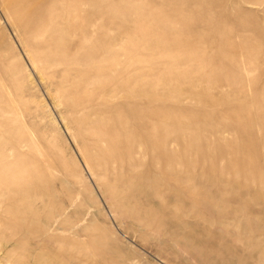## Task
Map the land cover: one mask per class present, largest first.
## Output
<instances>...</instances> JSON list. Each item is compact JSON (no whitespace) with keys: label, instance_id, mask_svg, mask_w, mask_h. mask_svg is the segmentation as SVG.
I'll use <instances>...</instances> for the list:
<instances>
[{"label":"rangeland","instance_id":"374dc122","mask_svg":"<svg viewBox=\"0 0 264 264\" xmlns=\"http://www.w3.org/2000/svg\"><path fill=\"white\" fill-rule=\"evenodd\" d=\"M15 1L0 0V183L53 215L24 223L19 250L3 219L0 264L29 248L66 264H264V0ZM129 205L154 226L132 230L116 215Z\"/></svg>","mask_w":264,"mask_h":264},{"label":"bare ground","instance_id":"6f19581e","mask_svg":"<svg viewBox=\"0 0 264 264\" xmlns=\"http://www.w3.org/2000/svg\"><path fill=\"white\" fill-rule=\"evenodd\" d=\"M10 2H11V7H10L11 11L9 10V13L11 14V12L16 11V7H18V5H17L18 2L16 3L15 0H10ZM207 2L209 3V6H212V7H218L217 5H219L218 0H207ZM21 19H23V20H20L18 22L20 30L24 29L30 22L29 19L26 17H21ZM25 19L28 22L25 23ZM131 52H132L131 50L123 51L120 54H113L110 52V54L107 55V59L110 60L111 62H115V60L117 58L116 56H118V57H123L124 59L132 60L133 57H131ZM186 59L191 60L189 57H186ZM146 61L147 60H145L144 62H146ZM166 63L169 65L168 69H171V67L174 66V64L176 62L173 59L169 58L167 60V62H165V64ZM238 112H240V110ZM241 112L243 113V110H241ZM241 117H242V115H241ZM245 118H246V116H245ZM256 118H255V120H256ZM251 119H253V118H249V120H251ZM240 122L242 123L241 120H240ZM246 122H248V121H246ZM242 125H244V124L242 123ZM143 126H144V124H141L140 134L145 133L143 131ZM143 138L146 141L151 139V137H146V133L143 135ZM154 141H156V140H154ZM141 144L137 143V144H135V147L137 149H140L139 150L140 153L144 154L145 151H144V149H142L144 147H142ZM157 152H158V155L164 156L165 160H167L165 163L163 162L165 164L163 166H164V174L166 175V178H168L169 175H173V172H172V170L169 172V169H170L169 168V164H170L169 162L170 161H168V159H166V157L169 158L171 154H168L169 152H167L166 147H164L161 143H159L157 145ZM9 154L14 156L15 159H14L13 163L7 164L6 168L9 169L10 174H17V168H18L17 163L20 160V158H19L20 156L16 153V150H10ZM0 155H2L1 150H0ZM178 155H179V152H178L177 156ZM162 156H159V157L156 156L158 158L156 160H154L153 163L156 162L157 166H160L161 165L160 159ZM175 165L176 164H174V166ZM260 183H261V181H260ZM106 189H107L108 195H110V196H114V193L117 192L116 190H114V188H106ZM187 191L189 194H191V195L193 194L192 188H188ZM48 209H49L48 203L45 200L44 194H38L32 188H29L28 185H24V184L17 185V183H13L12 186H10L9 188H6L4 185L2 187V184L0 183V222L4 219L3 222L6 226V228L9 230V234L6 235L5 237H7V239L9 238V240L11 239L14 241V243L12 245L15 248L17 247L16 250H19V248H20V243H18L16 239H17V237L20 236L22 231L24 232V230H23L24 229V223H26V222L27 223H33V222L40 220L41 217L43 216L42 213L44 211H47ZM205 210H206V213L208 215L214 216L217 214V212L215 211L214 203L206 204ZM48 212L49 211L46 212V220L51 219V217L53 215L52 211H50L49 213ZM116 215H119L124 221L128 222L130 224V227L132 228V230H138L141 228L147 229V228H151L154 226V224H152V221L150 220L152 218L150 211L146 210V211H141V212H138V211L134 212L131 205L128 206V209L117 210ZM44 223H46V222L44 221ZM196 231L201 232L202 229L198 228V229H196ZM24 233H26V235H27L26 231ZM203 233H204V231H203ZM185 238L188 240H191L188 243H191L190 246H192L193 248L195 246H200V244H202L201 240L197 239L198 237L197 238L194 237V235H193V237L191 235H188V236H185ZM195 248H197V247H195ZM10 252L11 251L6 252L5 264H46V261L48 262V264H52V262H55L54 264H66V252H64V251L60 252L59 257H51L50 256L49 259L46 260L44 255L36 253L35 250L29 248L27 250L29 258L28 257H27L28 259L25 258L26 261L24 260V258H21V257H18L16 261L11 260L10 259V254H11Z\"/></svg>","mask_w":264,"mask_h":264}]
</instances>
